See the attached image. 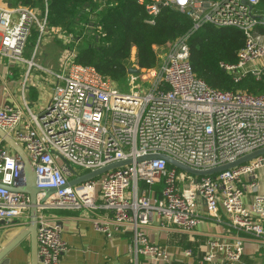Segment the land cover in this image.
Instances as JSON below:
<instances>
[{
	"label": "built area",
	"instance_id": "1",
	"mask_svg": "<svg viewBox=\"0 0 264 264\" xmlns=\"http://www.w3.org/2000/svg\"><path fill=\"white\" fill-rule=\"evenodd\" d=\"M160 6L187 14L192 29L177 39L153 47L156 64L139 68L136 62L123 80L103 77L94 66L74 60L64 49L60 67L50 71L53 89L43 111L34 113L13 102L0 106V128L26 152L39 188H54L45 200L37 195L38 264H61L69 249L53 210L88 209L92 227L107 239L131 234L128 252L135 264H169L167 245L152 241L149 225L192 238L204 218L220 224L222 215L232 232L211 234L201 261L246 264L247 242L252 257L264 264V154L210 176H193L164 159H134L165 154L193 169L233 162L264 147V94L251 95L213 89L192 71L188 37L204 24L236 27L245 42L233 64L219 66L234 83L264 74V6L260 0H157ZM44 11L29 6H0V56L27 62L23 52L31 29L47 30ZM148 22L154 23L152 19ZM98 30L100 27H97ZM50 31L59 33L54 27ZM35 51H33V55ZM126 80V84H122ZM122 82V83H121ZM133 159L131 164L68 186L71 178L108 163ZM73 166L80 167L81 173ZM0 183H24L20 157L0 138ZM160 185V192L153 186ZM30 197L0 187V226L29 218ZM205 208V211L202 210ZM107 214L99 215L98 210ZM221 237V239H219ZM227 237V238H226ZM184 256H192L186 248Z\"/></svg>",
	"mask_w": 264,
	"mask_h": 264
},
{
	"label": "trees",
	"instance_id": "2",
	"mask_svg": "<svg viewBox=\"0 0 264 264\" xmlns=\"http://www.w3.org/2000/svg\"><path fill=\"white\" fill-rule=\"evenodd\" d=\"M11 1L14 5L33 7L40 12L44 11L46 4L47 30L57 27L62 35L68 36L64 49L74 50V60L79 64L92 65L103 77L115 81L123 80L127 75L133 48L136 49L138 67L151 68L156 64L153 47L177 39L193 26L187 14L172 7L160 6L157 14L149 13V6H159L157 0ZM260 5L264 6V0H260ZM149 19L154 23L148 22ZM38 35V28L33 27L26 46L32 49ZM244 42L243 33L236 27L201 25L187 41L193 74L216 90L234 91L239 88L251 95L264 94V74L260 79L249 76L234 83L219 66L220 62L235 63L237 52ZM153 188L160 192V185ZM202 241L194 240L189 246L185 238L183 249L190 248L197 260L202 256L199 251ZM171 262L184 264L177 257H171Z\"/></svg>",
	"mask_w": 264,
	"mask_h": 264
},
{
	"label": "crops",
	"instance_id": "3",
	"mask_svg": "<svg viewBox=\"0 0 264 264\" xmlns=\"http://www.w3.org/2000/svg\"><path fill=\"white\" fill-rule=\"evenodd\" d=\"M0 6L15 5L11 0H0ZM44 35L47 39L40 52L38 49L41 39L32 49L26 46L23 52V57L32 59L33 65L0 56V106L3 102H13L24 107L26 103L31 110L37 108V114H39L47 105L54 81L50 71L60 67L59 56L65 48L68 36L62 35L60 31L59 33L52 32L50 29L46 30ZM133 49L136 54V49ZM33 51H35L34 55ZM202 210L205 211V208L202 207ZM51 212L61 224L63 238L69 246L68 251L61 258V264H135L128 252L131 237L129 232L115 234L107 239L103 233L92 227L90 217L94 215V211L91 209L53 210ZM97 213L107 214L101 209ZM222 220L220 224H217L210 218H204L196 227L192 238L189 239V236L184 233L159 229L154 219L149 225L148 236L152 241L166 244L170 257L180 258L184 264H209L201 261L202 256L197 260L193 256H184L183 246L185 245L182 242L186 238L187 244L191 246L194 240H203L199 245V251L203 254L207 237L215 234L225 238V235L232 232L225 223L224 215H222ZM27 224L26 218H19L13 219L10 225L0 226V250L9 244ZM251 252L252 245L247 242L242 260L247 261L246 264H257ZM137 262L146 264L142 256L137 257ZM169 262V264H176L171 262V258ZM0 264H31L29 236H25L18 244L10 248L0 259Z\"/></svg>",
	"mask_w": 264,
	"mask_h": 264
},
{
	"label": "water",
	"instance_id": "4",
	"mask_svg": "<svg viewBox=\"0 0 264 264\" xmlns=\"http://www.w3.org/2000/svg\"><path fill=\"white\" fill-rule=\"evenodd\" d=\"M264 19V17L262 18ZM137 68H128V72H137ZM0 138L2 141L21 159L22 164V175L24 176V183L18 185L16 187H10L7 185H3L0 183V187H5L6 189L13 192H21L26 193L30 197V207H29V218L27 226L4 248L0 250V259L6 254V252L18 244L25 236H29L30 238V251H31V264H38V256H37V240H36V229H37V195L44 191L45 195L40 200L43 201L46 197L54 192V188H39L35 182V171L28 159V156L24 149L19 145L9 134H7L2 128H0ZM264 154V147L257 148L255 151L244 154L238 157L233 162H227L223 164H219L216 167H212L209 169H193L184 163H180L179 161L171 158L168 155L161 154H147L143 157H137L134 160L136 162L144 161V159H154L161 158L166 161V163L180 171H185L193 176H210L218 174L221 171L232 169L237 167V165L246 163L252 159H254L258 155ZM133 159L127 158L126 160H120L108 163L107 165L97 168L95 170H90L87 173L79 175L77 177L71 178L68 181L67 185L71 186L76 183L89 180L90 178H95L97 176L106 173L109 169H115L119 167L126 166L127 164H131Z\"/></svg>",
	"mask_w": 264,
	"mask_h": 264
},
{
	"label": "rangeland",
	"instance_id": "5",
	"mask_svg": "<svg viewBox=\"0 0 264 264\" xmlns=\"http://www.w3.org/2000/svg\"><path fill=\"white\" fill-rule=\"evenodd\" d=\"M46 39H47V37L45 35H43L42 38H41V44H40V47L38 49V52H40V50L42 49V45L46 43V41H45ZM133 50L134 49H132L131 55H130L129 60H128L129 68H131L132 64H134L136 62L135 53H134ZM64 54H65L64 52L60 53V56H59L60 64L62 62L61 59L63 58ZM122 84L123 85L126 84V80H124ZM31 107H33V106H31ZM32 111L34 113H37V108H32ZM73 169H74L75 172H79V173H81V171H82V169L80 167H77V166H73ZM255 260L262 261L261 257H258V258L255 257Z\"/></svg>",
	"mask_w": 264,
	"mask_h": 264
}]
</instances>
